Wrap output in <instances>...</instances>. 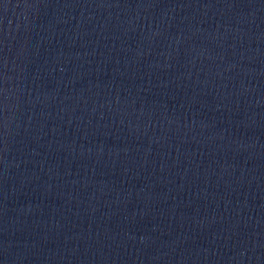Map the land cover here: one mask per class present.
I'll list each match as a JSON object with an SVG mask.
<instances>
[{
	"label": "water",
	"instance_id": "95a60500",
	"mask_svg": "<svg viewBox=\"0 0 264 264\" xmlns=\"http://www.w3.org/2000/svg\"><path fill=\"white\" fill-rule=\"evenodd\" d=\"M0 264H264V0H0Z\"/></svg>",
	"mask_w": 264,
	"mask_h": 264
}]
</instances>
